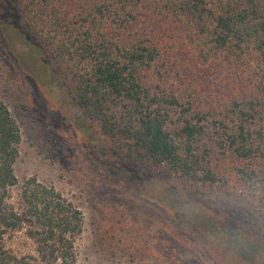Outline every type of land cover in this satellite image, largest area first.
Listing matches in <instances>:
<instances>
[{
	"label": "trees",
	"instance_id": "16d2710c",
	"mask_svg": "<svg viewBox=\"0 0 264 264\" xmlns=\"http://www.w3.org/2000/svg\"><path fill=\"white\" fill-rule=\"evenodd\" d=\"M14 1L72 103L112 148L221 193L230 184L205 166L213 140L230 152L237 189L264 205V0ZM21 140L0 100V264H33L5 245L29 219L42 262L76 264L77 207L36 178L24 182L26 211L8 203Z\"/></svg>",
	"mask_w": 264,
	"mask_h": 264
},
{
	"label": "rangeland",
	"instance_id": "374dc122",
	"mask_svg": "<svg viewBox=\"0 0 264 264\" xmlns=\"http://www.w3.org/2000/svg\"><path fill=\"white\" fill-rule=\"evenodd\" d=\"M61 73L15 1L0 0V100L22 136L12 207L26 211L22 195L31 178L77 207L84 221L76 264H264V205L237 189L229 151L212 140L205 164L219 186L228 181L227 190H194L112 148L72 103ZM36 228L29 219L5 245L19 258L46 264L30 235Z\"/></svg>",
	"mask_w": 264,
	"mask_h": 264
}]
</instances>
